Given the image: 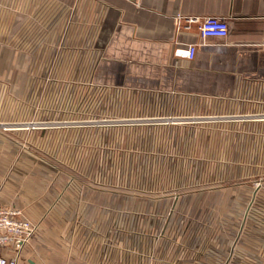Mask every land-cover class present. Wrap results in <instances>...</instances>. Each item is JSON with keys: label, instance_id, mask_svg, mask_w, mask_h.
Returning <instances> with one entry per match:
<instances>
[{"label": "rangeland", "instance_id": "obj_1", "mask_svg": "<svg viewBox=\"0 0 264 264\" xmlns=\"http://www.w3.org/2000/svg\"><path fill=\"white\" fill-rule=\"evenodd\" d=\"M53 46L48 68L36 70L53 77L69 62L62 69L73 71V57ZM2 82L0 185L9 170L51 201L112 196L101 211L127 219L130 264L138 243L140 264H264V120L222 126L201 117L218 113L143 105L89 78Z\"/></svg>", "mask_w": 264, "mask_h": 264}, {"label": "crops", "instance_id": "obj_2", "mask_svg": "<svg viewBox=\"0 0 264 264\" xmlns=\"http://www.w3.org/2000/svg\"><path fill=\"white\" fill-rule=\"evenodd\" d=\"M208 15L227 20L225 37H202L198 22L186 20ZM55 41L58 57H73L74 68L65 73L69 62L59 64L50 77L36 69L48 68ZM187 44L196 45L192 59L174 55ZM0 55V64H9L0 69V86L5 79L89 78L143 105L189 117L218 113L201 117L222 126L264 120V0H0ZM1 175L0 205L36 224L17 264L131 263L127 219L101 211L113 207L112 196L96 192V205L65 194L51 201L46 187L18 183L9 170ZM144 253L138 243L137 264Z\"/></svg>", "mask_w": 264, "mask_h": 264}, {"label": "built area", "instance_id": "obj_3", "mask_svg": "<svg viewBox=\"0 0 264 264\" xmlns=\"http://www.w3.org/2000/svg\"><path fill=\"white\" fill-rule=\"evenodd\" d=\"M186 20L198 22L202 37H225L228 33L227 20L208 15L205 17H186ZM196 45L187 44L174 49V55L192 59ZM36 225L27 219L15 206L0 205V264H17V253L23 244L33 235ZM13 252L12 256L8 252Z\"/></svg>", "mask_w": 264, "mask_h": 264}]
</instances>
